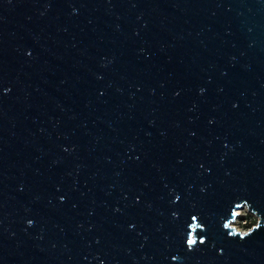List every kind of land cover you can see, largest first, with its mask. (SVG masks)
I'll return each mask as SVG.
<instances>
[{"label": "water", "instance_id": "obj_1", "mask_svg": "<svg viewBox=\"0 0 264 264\" xmlns=\"http://www.w3.org/2000/svg\"><path fill=\"white\" fill-rule=\"evenodd\" d=\"M0 264H264V0H0Z\"/></svg>", "mask_w": 264, "mask_h": 264}, {"label": "built area", "instance_id": "obj_2", "mask_svg": "<svg viewBox=\"0 0 264 264\" xmlns=\"http://www.w3.org/2000/svg\"><path fill=\"white\" fill-rule=\"evenodd\" d=\"M241 212H243V215H242ZM238 217L241 218V220H242V222H243V223H242V224H243V227H247L246 229H240V230H242V231L251 228V227L256 223V221H257V216H256L255 214H253L252 212H250L246 207H243V208L237 210V215L235 216L234 220H235L236 218H238ZM251 218L254 219V221H255L253 224L250 223V219H251ZM234 220L231 222V225H234V224H233ZM234 226H235V225H234ZM235 227H236V226H235ZM236 228H237V227H236ZM237 229H238V228H237Z\"/></svg>", "mask_w": 264, "mask_h": 264}, {"label": "rangeland", "instance_id": "obj_3", "mask_svg": "<svg viewBox=\"0 0 264 264\" xmlns=\"http://www.w3.org/2000/svg\"><path fill=\"white\" fill-rule=\"evenodd\" d=\"M242 213V215H243V212H241ZM255 221H254V219H250V223L251 224H253ZM243 222H242V220H241V218L240 217H238V218H236L235 220H234V222H233V224L238 228V229H246L247 227H243V224H242Z\"/></svg>", "mask_w": 264, "mask_h": 264}, {"label": "snow or ice", "instance_id": "obj_4", "mask_svg": "<svg viewBox=\"0 0 264 264\" xmlns=\"http://www.w3.org/2000/svg\"><path fill=\"white\" fill-rule=\"evenodd\" d=\"M189 243H193V241L190 240Z\"/></svg>", "mask_w": 264, "mask_h": 264}]
</instances>
